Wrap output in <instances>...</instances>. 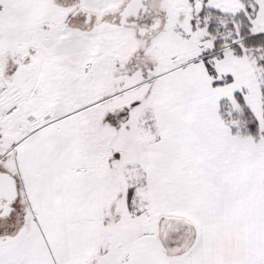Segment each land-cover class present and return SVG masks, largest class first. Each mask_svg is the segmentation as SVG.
<instances>
[{
  "label": "snow or ice",
  "instance_id": "obj_1",
  "mask_svg": "<svg viewBox=\"0 0 264 264\" xmlns=\"http://www.w3.org/2000/svg\"><path fill=\"white\" fill-rule=\"evenodd\" d=\"M0 264H264V0H0Z\"/></svg>",
  "mask_w": 264,
  "mask_h": 264
}]
</instances>
